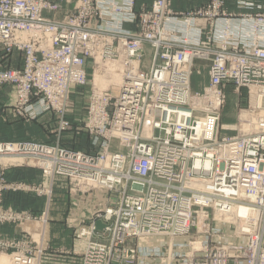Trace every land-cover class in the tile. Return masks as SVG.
Instances as JSON below:
<instances>
[{
  "label": "built area",
  "instance_id": "2783aa9c",
  "mask_svg": "<svg viewBox=\"0 0 264 264\" xmlns=\"http://www.w3.org/2000/svg\"><path fill=\"white\" fill-rule=\"evenodd\" d=\"M62 3L72 5L62 19L44 16ZM226 4L174 12L171 0H152L136 12V0H0V87L11 88L21 117L52 112L58 121L54 143L0 141V160H16L0 164V183L20 166L46 181L11 186L45 198L38 216L5 207L0 188V227L18 230L15 238L0 233V264H42L59 179L72 206L95 201L88 223L71 226L86 242L79 264H264V10L237 1L244 12L228 13ZM15 54L21 67L12 69ZM103 59L120 64L124 81L115 94L93 88L84 119L67 118L89 63ZM196 61L207 64L200 92L191 88ZM228 85L245 90L239 121L252 127L222 137ZM71 126L96 154L60 144ZM239 208L248 212L232 224L227 217ZM146 238L163 244L141 249Z\"/></svg>",
  "mask_w": 264,
  "mask_h": 264
},
{
  "label": "rangeland",
  "instance_id": "374dc122",
  "mask_svg": "<svg viewBox=\"0 0 264 264\" xmlns=\"http://www.w3.org/2000/svg\"><path fill=\"white\" fill-rule=\"evenodd\" d=\"M242 10V9H241ZM260 10H264L260 7ZM244 12V10L240 11ZM49 13V12H46ZM239 13V12H238ZM45 15V14H44ZM49 17V16H45ZM50 18V17H49ZM53 20V19H52ZM147 50V51H146ZM145 50V56L143 58L142 64L143 66H147L150 63V57L148 53L150 51L148 49ZM106 59L99 60L97 64L92 61L89 63L88 69V84L84 87L74 89L70 99H69V111L67 114V118L72 119L75 117L82 118L85 115V106L88 100V97L93 88H98L100 90H109L112 91L113 94L116 92V86L121 82L122 76V67H120L119 63L110 62ZM112 61V60H111ZM207 64L202 61H196L193 67V74L191 78V88L194 92H200L207 82ZM230 86V85H228ZM225 102L221 109L220 121L218 125V133L222 137H233L238 134V131L241 132H249L252 125L251 123L243 122V125L240 126L239 114L242 107L246 102V92L245 90H241L240 92H235L232 87L225 88ZM13 103V94L12 90L9 86L0 87V141L1 142H11V141H31L35 143H54L55 141V131L57 129L58 121L56 116L52 112L44 113V116L36 117L35 119H30L31 117H21L17 111H20L16 108ZM30 121V122H26ZM39 123H44L45 128H41ZM242 124V123H241ZM79 132L75 129V127L71 126L68 130L64 131L61 134L60 144L63 145H73L71 139L73 138V134ZM77 137L74 141L75 148H79L88 153L96 154L98 152V148H94V146L89 145V140L80 136ZM88 145V146H87ZM74 146V145H73ZM113 151L122 150L116 142L112 143ZM13 160V159H11ZM16 161V160H15ZM20 162L19 160H17ZM8 162H12L10 160H0V164H5ZM9 181V180H8ZM10 182V181H9ZM46 181L44 180L43 183ZM60 187H63L67 184V181L64 179H59L57 181ZM18 183V182H17ZM23 184V183H22ZM31 186V185H29ZM34 186V185H33ZM36 186V185H35ZM55 190V189H54ZM55 195V192H54ZM55 201V199H54ZM74 207V206H73ZM51 212V211H50ZM36 216V215H32ZM52 216L49 213V220L46 223V232L48 234V227L52 223L64 224L66 222H55L51 220ZM227 220H229L232 224L235 223L234 214L232 216H228ZM74 225L69 223V229L74 230L71 226ZM233 225H228L226 227L227 231L230 233ZM61 229L65 231H69L67 227H62ZM191 240H198L200 235L195 233V230L191 231ZM47 236V235H46ZM76 242L83 246V239L73 238ZM227 242V241H226ZM75 243V242H74ZM45 245L48 247L45 238ZM194 247L197 248V243H193ZM50 248H48L49 250ZM80 249V248H79ZM77 249V251L79 250ZM56 259L51 264H79V256L76 253H65V251L56 252ZM43 264V262H42ZM46 264V263H45Z\"/></svg>",
  "mask_w": 264,
  "mask_h": 264
},
{
  "label": "crops",
  "instance_id": "0c3cea01",
  "mask_svg": "<svg viewBox=\"0 0 264 264\" xmlns=\"http://www.w3.org/2000/svg\"><path fill=\"white\" fill-rule=\"evenodd\" d=\"M237 1H245L252 4H255L258 7H262L264 9V0H227V4L225 9L228 13H238L242 11L237 6ZM152 0H136L135 11L138 12L142 5L146 7H150ZM207 0H171V9L174 12H188L193 11L202 5H205ZM72 8V5H67L62 3L60 5V9L54 13H44V16H49L50 19L53 20H60L62 17L68 13ZM48 17V18H49ZM123 30L125 31H135V26L132 24H124ZM148 49V47H146ZM18 55H14L13 59L10 63V68H20L21 62L18 59ZM232 87V86H227ZM246 106L245 105L243 107ZM242 107V108H243ZM44 116V115H42ZM72 119H75L72 118ZM76 119H84L82 118ZM38 122V121H36ZM40 124L41 128H45L44 123H37ZM79 133H74L73 138L71 140H76L77 137L80 138L81 135ZM84 137V135H82ZM75 145V144H74ZM88 146V145H87ZM5 176L9 181L24 183L26 185H41L44 184L43 181L45 180L40 171L35 168H28V167H11L5 171ZM56 183L55 186V201L53 203L52 210L50 212L51 220L57 222H66L64 224H60L61 226L57 225L56 223L50 224L48 227V234L46 232L45 238L48 247L50 248L46 253L45 257L43 258V264H51L56 259V252L65 251V253H76L80 255L85 247V240L83 246L79 245L73 235V230L69 229V223L74 224V226L78 227L81 221L86 225L90 218L91 213H93L96 209L95 201L85 198H79L78 205L73 207L70 204V197L67 193L66 186L60 187ZM45 198L43 196H38L33 192H23V191H15L9 192L4 195L3 204L5 207L12 208L16 211H24L28 212L31 215L38 216L45 207ZM62 227H67L69 231H65L61 229ZM0 233L5 237H17L18 230L16 227L12 225H3L0 227ZM47 235V236H46ZM75 242V243H74ZM163 240L160 238H146L139 241V246L141 249L146 250V248L154 247L158 245H162ZM80 248V249H79ZM77 249H79L77 251ZM80 257V256H79ZM80 259V258H79ZM79 261V260H78Z\"/></svg>",
  "mask_w": 264,
  "mask_h": 264
},
{
  "label": "bare ground",
  "instance_id": "6f19581e",
  "mask_svg": "<svg viewBox=\"0 0 264 264\" xmlns=\"http://www.w3.org/2000/svg\"><path fill=\"white\" fill-rule=\"evenodd\" d=\"M123 81H124V78H123V74H122V76H121V82H120L119 85L116 86V88L120 87V85L122 84ZM146 129H147V126H146ZM4 160H10L12 162H15V160H11V159H4ZM12 184H14V185L27 186L24 183L22 184V183H17V182H12V181L9 182L8 179L6 178V176H4L3 177V182L0 183V188H2V191H3L4 195L7 194V193H9V192H13L12 189H11ZM247 212L248 211L246 209H244V208L235 209L234 210V217L235 218H237V217H244V216H246ZM39 229H40L39 224H36L34 231H31L29 229V225H26V230L31 231V232H33L35 234H38L39 233ZM193 246H195V245H193Z\"/></svg>",
  "mask_w": 264,
  "mask_h": 264
},
{
  "label": "water",
  "instance_id": "95a60500",
  "mask_svg": "<svg viewBox=\"0 0 264 264\" xmlns=\"http://www.w3.org/2000/svg\"><path fill=\"white\" fill-rule=\"evenodd\" d=\"M95 226H96L97 230H101L102 227H103V225H102V223L100 221H97Z\"/></svg>",
  "mask_w": 264,
  "mask_h": 264
}]
</instances>
